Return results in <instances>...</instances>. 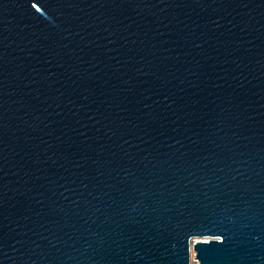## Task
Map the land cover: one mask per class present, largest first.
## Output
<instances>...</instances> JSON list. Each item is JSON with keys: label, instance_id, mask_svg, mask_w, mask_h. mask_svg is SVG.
<instances>
[{"label": "water", "instance_id": "water-1", "mask_svg": "<svg viewBox=\"0 0 264 264\" xmlns=\"http://www.w3.org/2000/svg\"><path fill=\"white\" fill-rule=\"evenodd\" d=\"M0 264H264V0H0Z\"/></svg>", "mask_w": 264, "mask_h": 264}]
</instances>
